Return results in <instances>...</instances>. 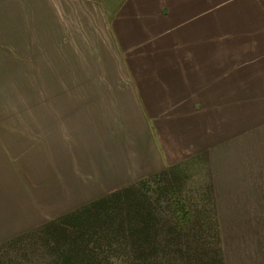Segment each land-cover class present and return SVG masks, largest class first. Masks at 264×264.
<instances>
[{
  "label": "rangeland",
  "instance_id": "rangeland-1",
  "mask_svg": "<svg viewBox=\"0 0 264 264\" xmlns=\"http://www.w3.org/2000/svg\"><path fill=\"white\" fill-rule=\"evenodd\" d=\"M30 3L27 8H0V67L19 87H33L43 107V126L63 133L65 142L52 137L48 150L43 149V175L32 176L42 214L33 216L30 231L16 233L21 242L9 253L28 264V248L36 240L32 231L132 182H145L146 190L161 193L170 182L166 172L177 166L183 171L179 197L185 203L178 196H161L162 211L175 218L189 211L184 225L192 231L193 215L208 213L211 180L226 264H264V81L220 89L224 105L211 120L190 115L189 105L164 111L167 105L158 103L149 86L142 89L148 102L133 103L136 98L110 79L102 87L107 95L100 99L93 81L99 79V68L93 58L105 49L102 39L91 38L98 35L87 29L86 7L83 14L72 0ZM78 18L84 25L75 22ZM85 59L92 62L87 65ZM232 91L239 101L233 105ZM204 100L208 107L216 104L212 96ZM111 130L116 134L110 136ZM177 138L187 150L173 142ZM206 236L209 243L217 242L214 229ZM98 249L95 263L88 258L76 263L133 264L119 245ZM51 253L43 247L34 263L52 264L56 255Z\"/></svg>",
  "mask_w": 264,
  "mask_h": 264
},
{
  "label": "crops",
  "instance_id": "crops-1",
  "mask_svg": "<svg viewBox=\"0 0 264 264\" xmlns=\"http://www.w3.org/2000/svg\"><path fill=\"white\" fill-rule=\"evenodd\" d=\"M72 6L83 14L86 7L87 29L98 35L91 38L103 41L105 52L93 58L99 68L94 88L111 79L133 103L145 104L142 89L149 86L167 105L164 111L189 105L190 115L211 120L224 105L220 89L264 81V0H72ZM27 7L30 0H0V8ZM8 74L0 67V246L30 231L33 216L42 214L32 176L43 175V149L52 137L65 142L63 133L43 126L33 87H19ZM233 93L231 105L239 102ZM208 96L221 102L208 107ZM173 142L187 150L181 139Z\"/></svg>",
  "mask_w": 264,
  "mask_h": 264
},
{
  "label": "trees",
  "instance_id": "trees-1",
  "mask_svg": "<svg viewBox=\"0 0 264 264\" xmlns=\"http://www.w3.org/2000/svg\"><path fill=\"white\" fill-rule=\"evenodd\" d=\"M98 91L100 99H104L107 91L102 88ZM119 110L117 121L121 123ZM111 134L116 133L111 130ZM165 175L170 182L165 183L161 193L146 190L145 182H132L83 205L66 218L44 224L43 230L32 231L36 240L28 248L32 256L28 264H35L37 252H43V247L56 255L52 264H79L85 258L95 263L100 257L98 248L115 245L125 250V257L133 264H226L211 180L207 187L208 213L193 215L195 223L191 231L184 225L189 211L175 218L161 207V196H180L183 171L174 166ZM178 200L185 203L181 198ZM213 229L217 242L212 244L207 241L206 232ZM16 241L21 242L12 238L0 246V264H20L9 253L17 248Z\"/></svg>",
  "mask_w": 264,
  "mask_h": 264
}]
</instances>
